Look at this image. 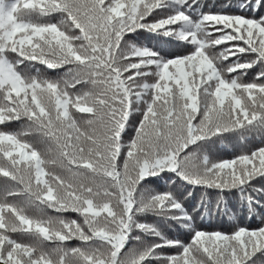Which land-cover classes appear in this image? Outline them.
Instances as JSON below:
<instances>
[{
    "label": "snow or ice",
    "instance_id": "1",
    "mask_svg": "<svg viewBox=\"0 0 264 264\" xmlns=\"http://www.w3.org/2000/svg\"><path fill=\"white\" fill-rule=\"evenodd\" d=\"M0 264H264V0H0Z\"/></svg>",
    "mask_w": 264,
    "mask_h": 264
}]
</instances>
